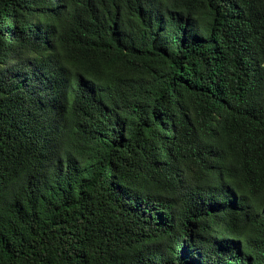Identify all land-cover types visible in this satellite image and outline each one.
Wrapping results in <instances>:
<instances>
[{"label":"trees","instance_id":"1","mask_svg":"<svg viewBox=\"0 0 264 264\" xmlns=\"http://www.w3.org/2000/svg\"><path fill=\"white\" fill-rule=\"evenodd\" d=\"M0 264H264V0H0Z\"/></svg>","mask_w":264,"mask_h":264}]
</instances>
